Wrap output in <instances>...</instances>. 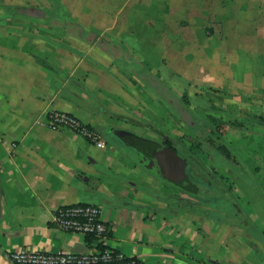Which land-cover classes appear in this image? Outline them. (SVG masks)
Listing matches in <instances>:
<instances>
[{
    "label": "crops",
    "instance_id": "crops-1",
    "mask_svg": "<svg viewBox=\"0 0 264 264\" xmlns=\"http://www.w3.org/2000/svg\"><path fill=\"white\" fill-rule=\"evenodd\" d=\"M161 1L0 0V264H12L10 254L21 250L89 252V240L54 222L56 210L71 205L100 208L109 227L103 246L138 264H264L262 200L236 202L247 222L227 218L226 201L196 207L211 217L197 215L188 202L177 206L165 197L193 195L147 169L148 158L134 144H161L156 101L179 110L170 87L147 66L146 52H136L150 49L158 34L160 44L152 48L162 49L164 30L152 21L130 25L131 2L139 18L152 6V18L168 14ZM170 1L176 13L193 0ZM204 6L206 13L187 12L203 25L175 30L186 32L183 48L192 59L210 43L225 47L242 25L264 40V0H206ZM49 112L76 117L105 147L51 130ZM119 132L132 134L131 141Z\"/></svg>",
    "mask_w": 264,
    "mask_h": 264
},
{
    "label": "rangeland",
    "instance_id": "rangeland-1",
    "mask_svg": "<svg viewBox=\"0 0 264 264\" xmlns=\"http://www.w3.org/2000/svg\"><path fill=\"white\" fill-rule=\"evenodd\" d=\"M168 1L163 0L158 5L164 6L168 14L152 18L148 17V12L153 13L152 6L146 5L139 18L141 13L137 12V3L130 4L135 10L130 18L131 26L133 22L137 25L139 20L144 25L152 21L164 30L166 38L162 49H153L160 44L158 34L150 37L147 43L150 49L133 51L146 52L147 66L170 87L178 108L187 112L184 120L174 108L158 98L161 103L156 102L160 104L161 114L156 122L160 123L165 136L176 140L185 156L192 155L228 188L236 202L244 203L250 196L264 202V40L260 35L247 33L242 25L237 33L231 34V41L225 47L210 43L202 55L197 54V59H192L183 48L185 29L183 34L175 30L185 26L194 30L203 25L202 17L189 20L187 12L206 13V0H193L190 2L193 7L179 8L176 13L172 11L174 2ZM120 6L115 3L114 11L118 12ZM206 33L213 40H221V34L213 35L209 29ZM120 36L121 33L117 34ZM188 175L191 184L199 188L195 194L190 197L166 193L167 199L182 207L186 202L191 207L208 206L209 201L214 200L217 204L222 202L214 198L216 195L199 168L190 164Z\"/></svg>",
    "mask_w": 264,
    "mask_h": 264
},
{
    "label": "built area",
    "instance_id": "built-area-1",
    "mask_svg": "<svg viewBox=\"0 0 264 264\" xmlns=\"http://www.w3.org/2000/svg\"><path fill=\"white\" fill-rule=\"evenodd\" d=\"M47 122L51 130H69L99 149L105 147L97 132L72 115L64 112H49ZM54 222L60 230L82 235L89 240L91 246L89 252L43 253L21 250L10 254V262L12 264H138L136 260L103 246L109 227L103 221V212L98 207L92 205L60 207L55 212Z\"/></svg>",
    "mask_w": 264,
    "mask_h": 264
},
{
    "label": "flooded vegetation",
    "instance_id": "flooded-vegetation-1",
    "mask_svg": "<svg viewBox=\"0 0 264 264\" xmlns=\"http://www.w3.org/2000/svg\"><path fill=\"white\" fill-rule=\"evenodd\" d=\"M162 142L159 145H153L149 142H141L140 140H135L134 144L137 145V149L139 153H143L145 157L148 158L146 161L145 167L147 169L156 170L162 177H166L163 173L165 172V168L167 165V160L170 159L173 163L175 159V163L179 162L180 165H184L185 173L183 176L171 174V178H173V184L175 186L183 185L187 186L186 184L190 182L188 179V167L190 164H194V157L192 155L185 156L183 151L180 150V146L174 142L173 140L169 139L164 134L161 135ZM170 167V166H168ZM173 170L174 166L172 165ZM169 170H167L168 173ZM172 171V170H170ZM173 173V172H172ZM192 185V184H191ZM193 188V185H192ZM182 190V189H181Z\"/></svg>",
    "mask_w": 264,
    "mask_h": 264
},
{
    "label": "trees",
    "instance_id": "trees-1",
    "mask_svg": "<svg viewBox=\"0 0 264 264\" xmlns=\"http://www.w3.org/2000/svg\"><path fill=\"white\" fill-rule=\"evenodd\" d=\"M260 123H263V120H260ZM231 152V151H229ZM186 153V152H185ZM194 164L197 168H199L200 172L207 177L208 179V187L210 188V190L213 191V194L216 195L214 198H217L219 201H223L226 200L228 203H231V212L225 214V216L234 218L233 220H235V223L238 224L239 222H243L246 221L247 222V215L244 212V210L240 207L239 204L236 203V201L233 199L231 191L228 190V188H225L223 184L219 183L218 180L210 174V172L208 170H206V168L203 166V164L201 162H199L196 158H194ZM187 186H183V185H179L178 187L180 189H182L183 191L194 195L196 190H198L199 188L197 186H193L191 185V182L186 184ZM213 198V200H214ZM214 201H209V204L212 205H218L217 202ZM192 211L193 213L200 215V216H204V217H211L213 216V214L210 211L207 210H201L198 209L196 207H192Z\"/></svg>",
    "mask_w": 264,
    "mask_h": 264
},
{
    "label": "water",
    "instance_id": "water-1",
    "mask_svg": "<svg viewBox=\"0 0 264 264\" xmlns=\"http://www.w3.org/2000/svg\"><path fill=\"white\" fill-rule=\"evenodd\" d=\"M168 103L174 104V101H168ZM182 110L179 109L178 113L181 115L182 119L185 120L187 112L185 110H183V112H182ZM194 125H195V123H194ZM119 134L121 136L125 137L129 141H131V138L133 137L132 134L125 133V132H119ZM140 141L142 142L144 140H140ZM172 165L174 166L175 170H173ZM168 166H170V167H168ZM167 170H169L168 173H167ZM170 170H172V171H170ZM174 173H175V175L176 174L177 175H182L184 173V168L179 166V162L175 163V159L173 160V163L171 162L170 159H168L167 160V165H166V168H165V172L163 174L166 176L165 178L167 180H169V182H173L174 180H173V178H171V174H174Z\"/></svg>",
    "mask_w": 264,
    "mask_h": 264
}]
</instances>
